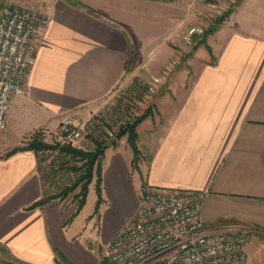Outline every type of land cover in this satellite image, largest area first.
I'll use <instances>...</instances> for the list:
<instances>
[{
	"label": "crops",
	"instance_id": "crops-1",
	"mask_svg": "<svg viewBox=\"0 0 264 264\" xmlns=\"http://www.w3.org/2000/svg\"><path fill=\"white\" fill-rule=\"evenodd\" d=\"M83 3L55 0L48 9L52 21L38 30L27 90L12 99L0 133V246L31 264H103L101 246L133 221L140 204L133 153L117 148L104 155L99 211L85 212V204L75 214L70 196L34 205L46 194L41 152L24 146L35 132L47 141L59 135L64 114L84 122L126 72L130 41L121 16ZM215 55L188 88L185 77L176 88L171 81L159 114L144 120L151 127L144 181L205 191L207 228L249 229L245 264H264V29L227 34ZM126 197L130 208L118 220Z\"/></svg>",
	"mask_w": 264,
	"mask_h": 264
},
{
	"label": "rangeland",
	"instance_id": "rangeland-1",
	"mask_svg": "<svg viewBox=\"0 0 264 264\" xmlns=\"http://www.w3.org/2000/svg\"><path fill=\"white\" fill-rule=\"evenodd\" d=\"M1 1L23 5L43 13H49L48 9L55 2V0ZM67 1L76 5L84 4L83 0ZM88 1L94 4L97 10L103 11L107 17L121 16L122 20L118 22L122 21V25L127 30L130 44L126 72L121 83L80 124L85 126L88 133L94 128L105 130V133L99 139L86 135L74 143V146L92 149L96 142H104L107 144L106 151L110 153L117 148L132 152V172L141 176L142 192L146 184L144 173L150 154L149 149L145 147V140L151 129L145 125L144 120L157 112L159 114L161 107L157 101L172 91L168 87L171 81H175L173 87L176 88V82L185 77L188 88V83L195 77L199 68L205 63L214 62L215 51L222 45L227 34L256 27L264 29V0ZM147 111L149 113L144 122L137 125L140 154L136 166L133 163L135 155L128 141V133L122 136L119 134L128 122L132 123ZM153 119L155 123L159 120L158 117ZM106 129L112 132L108 133ZM47 137L51 143H63L61 135L52 134ZM40 158L45 188L50 194L61 192L66 186L73 184L80 173L72 166H81L82 161L76 162L71 156H66L59 150L43 151ZM103 159L104 157L102 158L104 172V165L107 164ZM96 177L95 175V180ZM93 181L85 212L94 207L96 211L98 192ZM79 190L78 186L68 195L70 197H66L78 204L76 193ZM104 192L102 184L103 201L99 208L105 200ZM121 205L122 209L115 213L118 220H124L125 209L130 208L127 197ZM104 244L101 246L103 256ZM6 253V249L0 246V257L5 256Z\"/></svg>",
	"mask_w": 264,
	"mask_h": 264
},
{
	"label": "built area",
	"instance_id": "built-area-1",
	"mask_svg": "<svg viewBox=\"0 0 264 264\" xmlns=\"http://www.w3.org/2000/svg\"><path fill=\"white\" fill-rule=\"evenodd\" d=\"M51 21L50 13L0 0V133L7 128L12 99L27 90L38 30ZM58 132L63 143L74 145L86 135L99 139L105 130L88 133L67 113ZM206 195L146 183L133 221L104 244L103 264H245L249 229L209 230L202 214Z\"/></svg>",
	"mask_w": 264,
	"mask_h": 264
},
{
	"label": "trees",
	"instance_id": "trees-1",
	"mask_svg": "<svg viewBox=\"0 0 264 264\" xmlns=\"http://www.w3.org/2000/svg\"><path fill=\"white\" fill-rule=\"evenodd\" d=\"M149 111L144 113L142 116L135 119L132 123L128 122V125L124 127L119 136H122L125 133H128V141L133 148L134 151V159L133 163L137 166L138 157L140 154V149L138 147V131L137 125L142 122ZM107 144L104 142H96L95 147L92 149H85L82 147L74 146L71 143H62L56 142L51 143L45 139V136L41 132H35L27 144L24 146L25 148L34 149L37 152H43L46 150H59L66 156H71L76 162H81V166H72L75 170H79L80 173L77 176L76 180L70 186H66L61 192L50 194L46 191L45 196L36 202L34 205L44 204L53 198H64L68 196L72 191H74L78 186L80 190L76 193V197L78 198L77 211L75 214L80 211L83 206L86 204L87 197L89 194L90 184L96 177V188L98 192V200L96 211L99 208L100 204L103 201L102 194V181H103V165L102 158L105 155ZM72 219L69 218L67 220L70 221ZM7 252V251H6ZM0 264H31L29 262H25L19 260L13 256H11L8 252L5 256L0 257Z\"/></svg>",
	"mask_w": 264,
	"mask_h": 264
}]
</instances>
